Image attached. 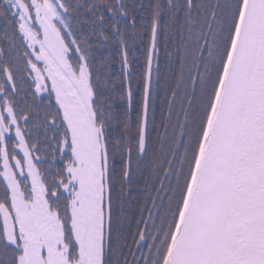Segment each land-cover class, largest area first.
I'll list each match as a JSON object with an SVG mask.
<instances>
[{"label":"snow or ice","instance_id":"snow-or-ice-1","mask_svg":"<svg viewBox=\"0 0 264 264\" xmlns=\"http://www.w3.org/2000/svg\"><path fill=\"white\" fill-rule=\"evenodd\" d=\"M0 19V264H264V0H154L135 90L124 0H0ZM162 22L169 61L180 39L163 85ZM110 48L113 91L128 81L116 136L97 57ZM134 153L151 206L126 235L114 192Z\"/></svg>","mask_w":264,"mask_h":264},{"label":"trees","instance_id":"trees-1","mask_svg":"<svg viewBox=\"0 0 264 264\" xmlns=\"http://www.w3.org/2000/svg\"><path fill=\"white\" fill-rule=\"evenodd\" d=\"M126 4L130 6V11H132V14L137 17V39L133 40L129 38L128 40V47L130 49L129 51V65L132 72V76L129 78L131 81V86L135 90L137 87V80L141 76L142 69L140 65L144 63L145 59V49L148 45L147 39H144L141 41L139 38L140 34L146 30H150V24H151V4L154 2V0H124ZM196 2H201V0H196ZM140 4H143L144 7L140 8ZM166 28V25L162 22L161 27V36H160V72L159 77L161 81V85H163L167 79L168 82H174L175 79L178 76L179 73V63L175 59V52H176V45L180 43L178 32L177 34H169V39L167 41L169 51L173 52V58L171 61L168 60L167 56L164 53V30ZM8 32L10 34L11 29L6 27V23L3 19H0V40H5V33ZM98 61L102 60L105 61L108 65L107 68L103 69V74L101 76V81H107V85L104 86L102 83V87H104L105 94H111L114 98V103L116 105H119L120 107L116 109L117 114L120 116V119L117 121H114V131L113 135L116 136L120 132H123V128L120 124V121L128 119V117H125L123 115V112L127 110V100H126V94H127V88H128V81L123 82V91L120 90L119 87H117L116 91H113V85L119 86L121 85V82L123 81V71H122V64H121V55L119 49L110 48L109 50H104L102 52L97 53ZM99 66V64H97ZM155 67V65H154ZM154 77L156 73H153ZM125 97V99H121V97ZM158 96L159 99L157 101V112H156V123L159 124L160 120V104L164 99L165 93L163 87H161L158 90ZM138 98V97H137ZM28 103H32L30 96L28 98ZM46 103V101H45ZM23 107V105H21ZM41 108H43V105H41ZM166 110V105H165ZM43 114V112H41ZM135 118L136 113L135 111L131 112V120H132V135H135ZM153 136H155V133H153ZM135 153L133 154V177L130 183H124L123 184V192L120 193V182H117V190L114 192V195H119L120 199L115 201V203L118 205L117 207V217H121V209H122V216L123 221L125 224H130L131 227H126L124 229V233L127 235L129 232L135 230V220L139 218L141 209L144 206V203L146 200H148L149 194H150V185H151V179L149 178V175L147 172L136 171V162H135ZM125 163L127 162V156H125ZM123 167L117 161V172L120 171V169ZM143 168V165H142ZM157 184L159 181L156 182ZM154 194V193H152ZM148 206H151V201L148 200ZM145 217L147 216V213H144ZM131 236L128 235V242L131 244ZM127 251V250H125ZM146 251V249H145ZM131 259V257H129Z\"/></svg>","mask_w":264,"mask_h":264}]
</instances>
